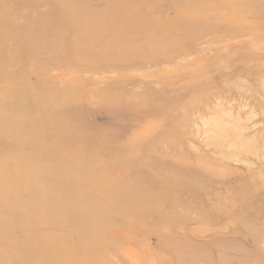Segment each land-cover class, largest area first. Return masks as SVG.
Segmentation results:
<instances>
[{
	"label": "rangeland",
	"instance_id": "374dc122",
	"mask_svg": "<svg viewBox=\"0 0 264 264\" xmlns=\"http://www.w3.org/2000/svg\"><path fill=\"white\" fill-rule=\"evenodd\" d=\"M139 3L151 38L0 73V264H264V0Z\"/></svg>",
	"mask_w": 264,
	"mask_h": 264
},
{
	"label": "bare ground",
	"instance_id": "6f19581e",
	"mask_svg": "<svg viewBox=\"0 0 264 264\" xmlns=\"http://www.w3.org/2000/svg\"><path fill=\"white\" fill-rule=\"evenodd\" d=\"M42 4L50 10L33 16L23 12ZM141 10L139 0H107L102 8H92L88 0H0V73L21 71L30 57L55 49L62 59L76 61L91 50L101 55L130 48L134 39H149L154 27L163 25L160 18L139 15Z\"/></svg>",
	"mask_w": 264,
	"mask_h": 264
}]
</instances>
